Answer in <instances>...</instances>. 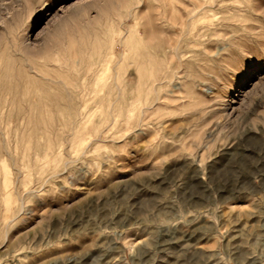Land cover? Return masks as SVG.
Listing matches in <instances>:
<instances>
[{
  "label": "rangeland",
  "instance_id": "374dc122",
  "mask_svg": "<svg viewBox=\"0 0 264 264\" xmlns=\"http://www.w3.org/2000/svg\"><path fill=\"white\" fill-rule=\"evenodd\" d=\"M0 264H264V0H0Z\"/></svg>",
  "mask_w": 264,
  "mask_h": 264
},
{
  "label": "bare ground",
  "instance_id": "6f19581e",
  "mask_svg": "<svg viewBox=\"0 0 264 264\" xmlns=\"http://www.w3.org/2000/svg\"><path fill=\"white\" fill-rule=\"evenodd\" d=\"M175 1V0H174ZM172 4H173V2H172ZM187 14H185V16H186ZM183 17V16H182ZM185 18V17H184ZM193 18V17H192ZM189 19H191V18H189ZM188 21V20H187ZM179 23H180V21H179ZM185 23V22H184ZM183 36H185V35H183ZM173 37V36H172ZM173 39V38H172ZM179 45V44H178ZM170 46H172V43L170 42ZM178 51V50H177ZM174 54H177V52L175 51V50H173L172 52H171V55L170 56H174ZM176 56H178V55H175V57ZM163 85H164V78H162L161 80H159L158 81V83L156 84V86H154L155 88H156V91H157V93L159 94V92H160V90H161V88L163 87ZM161 99V96L159 95L158 96V98H157V100H160ZM155 105V104H154ZM160 106V105H159ZM148 108V107H147ZM154 108V107H153Z\"/></svg>",
  "mask_w": 264,
  "mask_h": 264
}]
</instances>
